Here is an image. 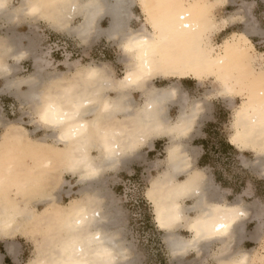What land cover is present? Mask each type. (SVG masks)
<instances>
[{
	"label": "clouds",
	"instance_id": "clouds-1",
	"mask_svg": "<svg viewBox=\"0 0 264 264\" xmlns=\"http://www.w3.org/2000/svg\"><path fill=\"white\" fill-rule=\"evenodd\" d=\"M10 2L0 0V11ZM25 3L28 11L38 9L33 15L46 22L53 31L70 37L82 52L73 59L67 44L53 42L37 58L36 72L24 76L18 74L24 54H12L7 43L0 40V80L17 73L11 81L13 86L30 89L19 104L22 118L29 127L42 134L45 141L42 143L59 149L51 154L55 165L45 173L42 201H50L47 205L62 206L35 221L36 243L27 264H117V240L93 227L100 214L96 195L83 192L61 204L53 196L54 186L66 174L75 184L82 185L103 172L115 171L123 158L141 149L152 150V139L167 138L168 143L163 158L154 162L156 175L151 179L148 191L154 186L159 188L161 198L179 216L174 226L182 223L188 229L186 225L203 215L211 217L213 225L222 222L221 216L213 214L210 206L223 203H211L201 198L193 206L194 215H186L182 210L185 197L199 195L205 172L192 170L193 156L183 143L195 122L187 135L177 134L175 127L181 121L196 120L197 115L192 109L184 112L175 123L163 119L165 105L174 94L171 91L159 94L147 87L149 81L161 74V65L152 29L149 31L142 24L139 28L133 26L134 21L139 22V17L132 14L131 9L138 0H25ZM112 4L127 8L126 24L110 32H100L98 20ZM212 33L200 38L202 42L211 39ZM94 38L96 41L103 38L106 44L114 45L125 58L119 74L111 62L90 58ZM54 52H59L62 59H55ZM60 66L64 71H59ZM5 91L0 87V95ZM136 93L140 94L142 102L134 100ZM0 114H3L2 106ZM259 143L264 148V138ZM256 153L264 155V151ZM253 171L264 176L259 165ZM182 173H187V178L178 182L177 176ZM62 183L67 182L63 179ZM185 186L187 190L181 191ZM231 208L236 209L232 214L235 218L226 231L198 235L188 229L189 238H180L171 245L164 238L170 262L194 253L193 264H264V230L259 234V252L250 254L240 246L239 234L232 230L237 221L249 214L248 209L225 205V209ZM5 218V212L0 211V239L5 237ZM30 220L29 206L22 204L18 222L9 231H16L23 222ZM223 222H228L226 210Z\"/></svg>",
	"mask_w": 264,
	"mask_h": 264
},
{
	"label": "bare ground",
	"instance_id": "bare-ground-1",
	"mask_svg": "<svg viewBox=\"0 0 264 264\" xmlns=\"http://www.w3.org/2000/svg\"><path fill=\"white\" fill-rule=\"evenodd\" d=\"M14 1L11 0L8 6L0 11V22L3 21L5 26L4 31L0 33V40L7 43L12 49V54L23 53V60H31L33 71L30 74H34L37 67L36 60L43 53L40 50L42 41L39 33L40 26L36 25L40 19L33 15L39 10L33 8L28 11L25 0ZM225 2L231 4L233 0H138L131 12L139 17L141 24L147 27L149 31L152 29L151 34L155 38L154 44L158 46V59L161 65V74L149 81L147 87L155 89L159 94H165L169 91L174 94L173 98L165 105L163 119L166 122L175 123L184 112L195 109L196 120L181 121L175 127L177 134L187 135L195 122L192 132L184 139L191 138L198 124L207 117L209 111L203 98L190 100L187 93L182 91L183 89L178 80L189 78L202 84L212 78L217 86L214 89L207 90L206 97L217 94L219 97H224L232 102L234 98L241 97V103L237 105L233 114L230 142L241 151L253 152L255 159L249 163L243 162L254 169L259 165L260 171L264 172V155L256 153L264 151L259 143L264 138V52L260 53L257 50L251 38L252 35L263 36L264 30L260 29L257 23L247 16L249 12H246L250 8L247 4L249 3L241 4L235 14L221 19L216 17L215 9ZM137 6L141 10L143 19L134 12V8ZM127 16V8L115 4L109 5L98 20V31L106 33L124 26ZM28 19L31 20L28 32L23 33L13 29V23H21ZM236 19L241 20L243 29L230 33L221 43H215L213 41L215 33L225 31ZM103 20H107L106 26H102ZM224 21H227V23H220ZM210 32H214L211 39L202 42L200 38ZM100 40L96 41L94 38V45ZM124 59V57H121L122 62ZM260 60L262 62H258ZM23 69L24 67L20 64L18 74ZM148 71L151 72L152 69L149 67ZM16 74L14 73L12 77L2 79L4 80L3 88L6 89L5 93L9 92L21 101V98L27 95L30 89L27 86L26 90L23 87L16 88L13 86L11 81ZM152 74L156 73L153 72ZM156 78H163L170 82L164 86H157L154 85V79ZM134 100L138 102L135 96ZM172 102L180 105L179 116L174 121L170 120L168 115L169 103ZM4 119L0 114V127L5 126L3 133L0 135V211H4L6 214L3 224L5 237L0 240L4 242L7 253L12 256L13 260H17L19 243L12 240V238L21 235L35 244V221L62 206L60 204L47 205L50 201H42L45 173L51 171L55 165V160L51 154L59 149L52 144L42 143L45 142L42 137H30L29 132L33 133L35 130L30 131L24 126L12 122L6 123ZM183 143L186 150L193 156L192 170L205 172V180L201 185L199 195H190L182 201L184 213L190 216L194 215L193 206L201 198L207 199L211 203L224 204L210 206L213 214L221 216L222 222L213 225L212 218L203 215L197 217L192 224L186 225V227L196 233L199 232V234L203 233L205 235L219 233L221 230L226 231L231 220L235 218L232 214L236 209H225V205L228 207L244 206L248 209L249 214L237 221L232 229L234 234H239L241 243L244 238L248 237L245 231L246 221L254 217L261 220L262 211L254 214L251 205L242 203V199L235 202L226 201L211 177L206 174L205 169L194 166V150L196 148L189 146L184 141ZM126 160H128V157L121 160L119 167L124 165ZM186 178L187 173H182L177 176V181L183 182ZM63 179L67 183H62ZM117 181H119L117 176H109L106 171L96 179L78 185V190H75L72 181L61 176L54 186L56 190L53 192V196L56 198L57 203L66 204L67 202L63 203V195L73 198L75 197L73 194L83 192L95 194L99 200L100 214L93 227L106 236L117 240L118 247L115 252L117 264H140L141 255H138L140 253L137 252L140 257L139 260L133 251L134 244L133 246L130 245L133 242L127 243L125 239L126 209L124 210L120 205V200L116 198L114 191L109 186V184ZM60 183L62 184L60 185ZM65 186H68V189H65ZM146 196L153 204L158 227L166 228L160 229L165 231L164 238L168 239L169 244L171 245L180 238H184L177 233L179 228H184L182 223H177L174 226L176 220L172 219L174 215L178 214L175 213L173 207L161 198L159 188L154 186L147 192ZM188 198L193 200L191 205H187L185 202ZM22 204L29 206L32 220L23 222L16 231H9L18 222ZM40 205H42L41 208ZM225 210L228 213L227 223L223 222ZM261 226L263 225L259 223L255 232L250 234L248 238L258 240L259 236L255 238L254 235L260 233ZM244 250L250 254L254 251V249ZM0 264H6L3 261L1 251ZM24 264H27V262Z\"/></svg>",
	"mask_w": 264,
	"mask_h": 264
},
{
	"label": "rangeland",
	"instance_id": "rangeland-1",
	"mask_svg": "<svg viewBox=\"0 0 264 264\" xmlns=\"http://www.w3.org/2000/svg\"><path fill=\"white\" fill-rule=\"evenodd\" d=\"M243 3H249L247 4L250 7L246 12H249L247 16L252 18L260 29L264 30V0H233L231 4L225 2L222 5H218L215 9V15L221 19L222 17L235 14ZM134 12L143 19V15L138 6L134 8ZM141 23L140 20L139 22L134 21L133 26L138 28ZM36 25L40 26L39 33L41 34L42 40L40 50L42 52H44L49 44L59 41L67 44L68 50L73 52V59L82 55L81 50L74 45L70 37L53 31L44 21ZM106 25L107 20H103L102 26ZM242 29L243 25L241 24V20L236 19L225 31L215 33L213 41L215 43H221L230 33L234 31L238 32ZM26 30L27 27L25 25L19 26V31L26 32ZM28 31L29 29L27 32ZM257 36L258 35H252L251 38L257 50L262 53L264 52V38ZM53 55L57 60L62 59L59 52H54ZM121 57L122 56L116 51L114 45L110 46L106 44L103 39L96 43L90 50V58L96 59L97 61L111 62L118 74L120 73L122 65ZM31 62V60H22L21 65L24 69L19 72V75L26 76L33 71V63L31 66ZM258 62L262 61L260 60ZM59 70L64 71L63 66H60ZM157 81V85L166 83L162 82V80ZM214 82L215 80L212 78L204 81L202 84L194 79L184 80L183 82L182 91H186L189 99L203 98L209 111L207 117L199 127V131L189 140L188 144L196 148L195 153L198 154L194 162L196 167H198L199 157L206 151L208 152L209 159L204 169L206 174L213 180V183H215V186L219 188L220 194H222L226 201L235 202L238 199H242V203L251 205L254 214L262 211L261 213L263 216L261 220L254 217L246 223L245 231L249 237L250 234L255 232L259 223L263 225L261 226L262 229L260 233L264 230V176L254 174V168L246 164L255 159V154L251 151H241L230 142L234 119L233 114L237 105L241 103V97L234 98V103L224 97H219L217 94L206 97V91L214 89L217 86ZM3 86L4 80H0V87ZM23 89L26 90V86H24ZM137 99L141 101L139 95ZM19 104L20 100L9 92L0 95V106L3 108V114L1 115L3 119L5 118L4 120L6 123L12 122L20 124L30 131L34 130L29 127L26 120L22 118L19 112ZM171 110V115L175 118L178 113V108L171 106ZM4 129L5 126L0 127V135L3 133ZM29 135L33 138L42 137V134L36 130L33 131V133L29 132ZM203 142L206 148H203ZM225 142L231 146L230 149L225 146ZM154 143L155 147L152 150H148L147 148L143 149L144 160L132 163L129 170L123 171L118 175L119 181L109 184L116 198L120 200V205L124 210H127H125L124 222L126 230L125 239L127 243L133 242L130 245L133 246L134 244V253H136L139 260L141 257L140 264H193L195 260L194 253H188L186 256L170 262L167 249L163 243L165 231L158 227L153 204L146 196L151 181L150 179L156 175V169L154 167L151 168V166H153V163L157 159L163 158L164 149L168 140L166 138L155 139ZM64 177L71 180L75 190H78V185L75 184V181L70 175L66 174ZM215 178H217V180ZM65 189H68V186H65ZM241 191L243 192L237 196ZM73 195L77 196L79 194ZM63 199L64 203L68 202L70 198L63 195ZM185 202L187 205H191L193 200L186 199ZM39 207L41 208L42 205ZM177 233L184 238H189L191 236V233L185 229V227L179 228ZM259 234H255L254 237L258 238ZM12 240L19 243L18 262L15 263L12 260L5 250L4 242L0 240V251L3 254V261L6 263V259H8L10 261L8 264L26 263L28 259L31 258L33 251L34 246L32 241H29L21 235H17L12 238ZM240 246L243 249H254V251L258 253L259 238L258 240L246 239L240 243ZM137 254L141 256L139 257Z\"/></svg>",
	"mask_w": 264,
	"mask_h": 264
},
{
	"label": "crops",
	"instance_id": "crops-1",
	"mask_svg": "<svg viewBox=\"0 0 264 264\" xmlns=\"http://www.w3.org/2000/svg\"><path fill=\"white\" fill-rule=\"evenodd\" d=\"M15 1H17V0H15ZM14 1V2H15ZM140 9V8H139ZM142 14V13H141ZM38 22L40 23V22H43V20H38ZM4 22L2 21V22H0V33H2L3 31H4V24H3ZM30 23H31V20H26V21H23V22H21V23H17V24H12V27H13V29L14 30H17V31H19V26H21V25H25L26 27H27V30L29 29V27H30ZM19 24V25H18ZM29 25V26H28ZM27 30H26V32H27ZM2 31V32H1ZM19 32H21V31H19ZM26 32H23V33H26ZM254 36H256V35H254ZM257 37H262V38H264V35L263 36H261V35H258ZM27 61H30V60H27ZM31 66H32V62H31ZM189 79V78H188ZM188 79H182V80H178V82L180 83V85H181V87H183V82H184V80H188ZM157 80H163L162 82H166V83H164L163 85H157L156 83L158 82ZM169 80H165V79H163V78H156V79H154V85H157V86H164V85H167V84H169ZM186 91H184V93H185ZM140 96V94L139 93H136L135 94V99L138 101V99H137V96ZM138 102H142V101H138ZM171 106H173V107H177L178 108V110H177V115H176V117L175 118H173L172 117V115H171ZM169 112H168V115H169V117H170V120H172V121H174L178 116H179V113H180V105L178 104V103H174V102H172V103H169ZM203 122V121H202ZM202 122H200L199 124H198V127H196V130L194 131V133H192V136H194L195 134H197V132L199 131V127L201 126V124H202ZM192 136H191V138L190 139H192ZM167 139V138H166ZM189 138L188 139H184L183 141L184 142H186L187 144L189 143V140H190ZM154 141H155V139H152L151 141H150V144H152V145H154V147H155V143H154ZM189 145V144H188ZM190 146V145H189ZM153 147V148H154ZM196 150V149H195ZM195 150H194V153H195ZM136 155H138V156H136ZM141 157H140V156ZM195 156H194V162H195V158H196V156L198 155L197 153H195L194 154ZM138 157V158H137ZM144 158V153H143V149H141V150H139L137 153H135L134 154V156L132 155V156H130V157H128V160H126V161H128V162H126V161H124V165H121L120 167H118V169H116L115 171H107V175H109V176H117V178L119 179V177H118V175L121 173V172H123V171H126V170H129V168H130V165L132 164V163H134V162H139V161H141V160H144L143 159ZM200 158H201V156L199 157V159H198V162H199V160H200ZM194 166H195V163H194ZM198 168H205V167H199L198 166ZM117 172V173H116ZM114 181V180H113ZM244 191V190H243ZM243 191H241L240 193H238L237 194V196L239 195V194H241ZM246 196V195H245ZM242 197H244V196H242ZM188 199H190V200H192V198H188ZM248 221H250V220H248ZM248 221H246V223L248 222ZM245 223V224H246ZM246 239H249V238H244L242 241H244V240H246ZM251 240V239H250ZM9 256L12 258V256L9 254ZM18 257H19V255H18ZM12 260H13V258H12ZM18 260V259H17ZM17 260H13L15 263H17L18 261ZM5 262V261H4ZM13 262V263H14ZM7 264V263H6Z\"/></svg>",
	"mask_w": 264,
	"mask_h": 264
},
{
	"label": "trees",
	"instance_id": "trees-1",
	"mask_svg": "<svg viewBox=\"0 0 264 264\" xmlns=\"http://www.w3.org/2000/svg\"><path fill=\"white\" fill-rule=\"evenodd\" d=\"M226 143V142H225ZM203 148H206L205 146V144H204V142H203ZM225 146L226 147H228L229 149L231 148V146L229 145V144H225ZM208 159H209V154H208V152L206 151L202 156H201V158H200V160H199V162H198V166L199 167H206L207 166V161H208ZM216 180H217V178H215ZM6 263L8 264V263H10V261L8 260V259H6Z\"/></svg>",
	"mask_w": 264,
	"mask_h": 264
},
{
	"label": "snow or ice",
	"instance_id": "snow-or-ice-1",
	"mask_svg": "<svg viewBox=\"0 0 264 264\" xmlns=\"http://www.w3.org/2000/svg\"><path fill=\"white\" fill-rule=\"evenodd\" d=\"M187 190V187L185 186L181 191H186ZM179 194V192H178ZM173 220H178L179 219V216L178 215H174L172 217ZM162 227L164 226L163 224L161 225ZM197 234L199 235V232H197Z\"/></svg>",
	"mask_w": 264,
	"mask_h": 264
}]
</instances>
